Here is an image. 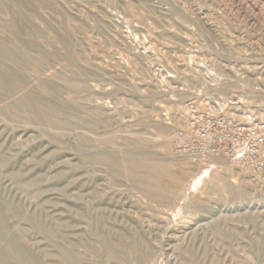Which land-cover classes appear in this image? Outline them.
<instances>
[{
	"label": "rangeland",
	"instance_id": "rangeland-1",
	"mask_svg": "<svg viewBox=\"0 0 264 264\" xmlns=\"http://www.w3.org/2000/svg\"><path fill=\"white\" fill-rule=\"evenodd\" d=\"M0 50V264H264V172L172 142L264 107V0H0Z\"/></svg>",
	"mask_w": 264,
	"mask_h": 264
},
{
	"label": "built area",
	"instance_id": "built-area-1",
	"mask_svg": "<svg viewBox=\"0 0 264 264\" xmlns=\"http://www.w3.org/2000/svg\"><path fill=\"white\" fill-rule=\"evenodd\" d=\"M216 46L214 50L219 49ZM238 101L235 96L221 101L210 94L187 99L184 120L173 134L174 152L197 165L222 160L264 172V107L246 108Z\"/></svg>",
	"mask_w": 264,
	"mask_h": 264
},
{
	"label": "bare ground",
	"instance_id": "bare-ground-1",
	"mask_svg": "<svg viewBox=\"0 0 264 264\" xmlns=\"http://www.w3.org/2000/svg\"><path fill=\"white\" fill-rule=\"evenodd\" d=\"M2 54H3V53H2V51L0 50V56H1ZM15 60H18V57L16 58V56H15ZM35 102H37V101H35ZM23 103L26 104V103H25V100H24ZM30 105L32 106L31 103H30ZM34 109H35V106H34ZM47 109L50 110L51 108H50V107H48V108H44V111H46ZM57 114H58V113H57ZM52 120H55V118L52 119ZM8 260H9V259H8ZM65 261L67 262V264H75L74 261H73V259L70 258V257H67V258L65 259Z\"/></svg>",
	"mask_w": 264,
	"mask_h": 264
}]
</instances>
